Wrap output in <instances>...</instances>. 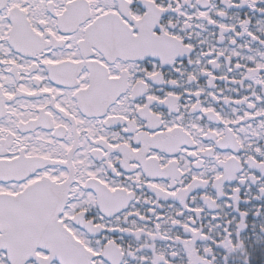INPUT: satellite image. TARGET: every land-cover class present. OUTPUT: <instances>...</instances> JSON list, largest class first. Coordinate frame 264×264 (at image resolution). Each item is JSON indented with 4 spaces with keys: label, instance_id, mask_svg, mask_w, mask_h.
Wrapping results in <instances>:
<instances>
[{
    "label": "snow or ice",
    "instance_id": "1",
    "mask_svg": "<svg viewBox=\"0 0 264 264\" xmlns=\"http://www.w3.org/2000/svg\"><path fill=\"white\" fill-rule=\"evenodd\" d=\"M0 264H264V0H0Z\"/></svg>",
    "mask_w": 264,
    "mask_h": 264
}]
</instances>
